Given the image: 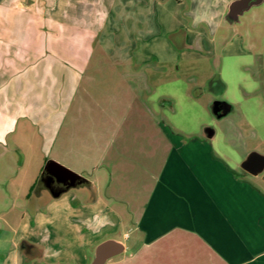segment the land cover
I'll use <instances>...</instances> for the list:
<instances>
[{
  "label": "rangeland",
  "instance_id": "1",
  "mask_svg": "<svg viewBox=\"0 0 264 264\" xmlns=\"http://www.w3.org/2000/svg\"><path fill=\"white\" fill-rule=\"evenodd\" d=\"M81 1L77 18L72 10H49L43 42L26 43L30 69H50L45 77L33 74L32 79L43 86L48 81L50 89L18 93L20 111L5 122L7 136L0 138V264H62L59 258L71 253L83 258V248L68 237L76 187L63 198L46 195L47 191L41 196L39 176L46 163L55 160L93 178L100 173L94 165L102 169L105 164V131L158 130L165 124L189 137L202 136L210 127L216 151L250 178L238 162L250 152L264 155V0L237 18L229 15L227 5H220L227 0H207L213 5L199 11L185 0V8L177 13L185 21L168 27L144 25V45L150 39L158 41L155 54L144 58H136V40H130L139 22L128 20L127 25L124 11L108 9L105 3L92 11L88 0ZM91 12L97 13L95 32L89 25ZM197 12L203 13L200 21L189 15ZM153 13L144 10L146 22ZM19 50L15 52L23 53ZM62 66L75 69V89L65 90L63 99L56 89L61 76L52 70ZM30 99L53 105L48 114L51 126L37 123L35 113L21 104ZM216 100L231 105L223 118L213 112ZM256 181L264 187V171ZM36 213L48 218L49 238L38 235L46 254L33 260L21 242L34 228Z\"/></svg>",
  "mask_w": 264,
  "mask_h": 264
},
{
  "label": "crops",
  "instance_id": "2",
  "mask_svg": "<svg viewBox=\"0 0 264 264\" xmlns=\"http://www.w3.org/2000/svg\"><path fill=\"white\" fill-rule=\"evenodd\" d=\"M191 1L195 3L192 9L198 11L212 4L207 0ZM233 1L220 5H227L229 11ZM86 2L92 11L98 10L100 3H105L108 9L115 7L124 11L127 25L131 21L139 22L134 33L137 37L134 39L133 32L131 36L128 34L130 40H136L132 49L138 54L136 58L150 57L157 51V40L146 41L148 45L151 42L147 47L142 42L146 23L152 27H168L184 20L177 13L185 8V0ZM81 5V0H0V138L7 136L5 122L20 111L18 93L39 87L50 89L48 81L43 86L38 79L36 82L32 79L33 74L45 77L50 69H30L32 63L28 60L26 43L43 42L49 10L76 12ZM148 9L154 13L146 22L144 10ZM74 14L77 18V12ZM189 15L198 21L203 17L200 12ZM96 18L97 13L91 12L89 25L94 32ZM61 24L55 22V26ZM16 49L23 53H16ZM52 70L61 76L55 86L57 96L63 99L65 90L75 89V78L71 76L75 69L62 66ZM21 104L35 113L32 117L37 123L49 127L52 121L48 114L53 113L49 100L45 105L34 99L23 100ZM160 125L162 128L158 130L104 132V138L108 139L103 147L104 167L94 165L93 170L99 169L100 173L93 171V178L76 187L78 195L68 218L69 240L83 248V258L78 260L71 253L69 258H59L61 263L91 264L97 244L114 238L124 244V251L105 264H264V187L256 181L264 167L257 173L245 170L242 164L252 152L246 154L238 166L250 174L251 178L247 177L216 151L211 142L213 137L206 133L187 137L170 126ZM40 186V195L44 191L46 195L51 194L48 187L42 183ZM33 221L34 228L25 240L26 248L21 249L34 260L46 254L43 242L37 240L38 235L43 233L46 240L49 237L46 235L48 218L36 213Z\"/></svg>",
  "mask_w": 264,
  "mask_h": 264
},
{
  "label": "water",
  "instance_id": "3",
  "mask_svg": "<svg viewBox=\"0 0 264 264\" xmlns=\"http://www.w3.org/2000/svg\"><path fill=\"white\" fill-rule=\"evenodd\" d=\"M261 1L262 0H234L229 6V15L237 18L239 14ZM218 110V103H215L214 111ZM214 133L215 131L212 128H206V134L208 137H213ZM242 166L250 173H257L264 167V155H261L258 152H252L243 162ZM53 169H56L60 172V174L65 175L70 180V182L67 183V187L64 189L55 190L51 185H47V187L51 190L53 197H59L64 192L88 182L87 178L68 166H65L58 161L50 160L45 168V171L53 172ZM123 251L124 244L122 242L114 238L105 239L98 243L95 247L91 264H105L110 258L119 255Z\"/></svg>",
  "mask_w": 264,
  "mask_h": 264
},
{
  "label": "flooded vegetation",
  "instance_id": "4",
  "mask_svg": "<svg viewBox=\"0 0 264 264\" xmlns=\"http://www.w3.org/2000/svg\"><path fill=\"white\" fill-rule=\"evenodd\" d=\"M215 103H218V109H219L218 111H214ZM230 108L231 105H228L227 102L221 100H216L212 105L213 112L218 118H223L224 116H226L230 112L231 110ZM48 162L46 163L45 167L41 169V174L39 176L40 183H42L46 187L47 185H51L55 190L66 188L67 183H69L70 180L65 175L60 174V172L57 171L56 169H53V172L45 171ZM49 191L51 192L50 189ZM21 246L22 248H26L25 240L21 242Z\"/></svg>",
  "mask_w": 264,
  "mask_h": 264
}]
</instances>
